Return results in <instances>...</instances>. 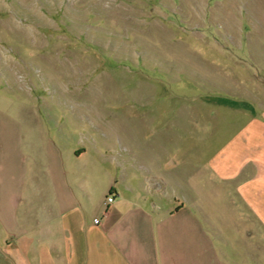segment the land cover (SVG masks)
<instances>
[{"label": "crops", "instance_id": "1", "mask_svg": "<svg viewBox=\"0 0 264 264\" xmlns=\"http://www.w3.org/2000/svg\"><path fill=\"white\" fill-rule=\"evenodd\" d=\"M246 58L109 142L0 103V264H264V51Z\"/></svg>", "mask_w": 264, "mask_h": 264}, {"label": "rangeland", "instance_id": "2", "mask_svg": "<svg viewBox=\"0 0 264 264\" xmlns=\"http://www.w3.org/2000/svg\"><path fill=\"white\" fill-rule=\"evenodd\" d=\"M254 46L264 0H0V103L109 142L141 125L144 101L188 97L198 73L246 68Z\"/></svg>", "mask_w": 264, "mask_h": 264}, {"label": "built area", "instance_id": "3", "mask_svg": "<svg viewBox=\"0 0 264 264\" xmlns=\"http://www.w3.org/2000/svg\"><path fill=\"white\" fill-rule=\"evenodd\" d=\"M114 201H115L114 195H113V194H110V195L108 196V198H107L106 203H107V204H111V203H113ZM95 222L98 223V220H96Z\"/></svg>", "mask_w": 264, "mask_h": 264}]
</instances>
